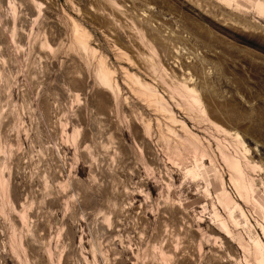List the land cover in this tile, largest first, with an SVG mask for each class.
<instances>
[{"label":"rangeland","instance_id":"rangeland-1","mask_svg":"<svg viewBox=\"0 0 264 264\" xmlns=\"http://www.w3.org/2000/svg\"><path fill=\"white\" fill-rule=\"evenodd\" d=\"M0 264H264V0H0Z\"/></svg>","mask_w":264,"mask_h":264}]
</instances>
